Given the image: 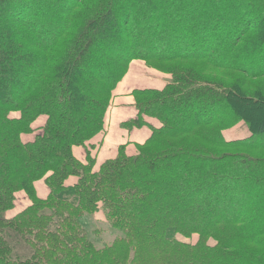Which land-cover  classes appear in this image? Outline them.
I'll return each instance as SVG.
<instances>
[{
    "label": "trees",
    "instance_id": "1",
    "mask_svg": "<svg viewBox=\"0 0 264 264\" xmlns=\"http://www.w3.org/2000/svg\"><path fill=\"white\" fill-rule=\"evenodd\" d=\"M134 61L171 83L133 92L151 136L94 171L74 149ZM97 214L124 236L97 248ZM0 264H264V0H0Z\"/></svg>",
    "mask_w": 264,
    "mask_h": 264
},
{
    "label": "crops",
    "instance_id": "2",
    "mask_svg": "<svg viewBox=\"0 0 264 264\" xmlns=\"http://www.w3.org/2000/svg\"><path fill=\"white\" fill-rule=\"evenodd\" d=\"M170 81L169 75L148 68L142 61H134L125 80L115 92L106 117L105 132L90 141L87 147L75 148L76 157L81 162L86 163L87 153L88 151L91 152V156L96 157L94 171H98L103 163L117 158L120 147H125L129 156L137 154V146L143 144L151 136V130L148 127L133 130L123 127L126 122L138 118L133 92L137 90H163ZM147 121L153 127H160V123L156 119H147ZM43 123L41 122V125ZM75 181V179H71L69 184ZM35 187L38 196L46 199L49 190L45 183L39 182ZM19 196L21 205L26 204V200L22 199V196L30 202L25 194Z\"/></svg>",
    "mask_w": 264,
    "mask_h": 264
},
{
    "label": "rangeland",
    "instance_id": "3",
    "mask_svg": "<svg viewBox=\"0 0 264 264\" xmlns=\"http://www.w3.org/2000/svg\"><path fill=\"white\" fill-rule=\"evenodd\" d=\"M170 83H171V81H170ZM42 121L44 122L45 119L42 118ZM39 125H40V123H38V126ZM101 134H103V133H101ZM101 134H99V135H101ZM224 137L226 140L231 141V140L245 139V138L251 137V134L248 130V127H246L243 123H240L237 126H235L234 128H231V129L225 131ZM88 153L91 154V152H89V151H88ZM88 153H87V155H88ZM95 159H96V157H95ZM94 168H95V166H94ZM71 179L76 180V178H71ZM71 179L67 182V184H69ZM39 182L42 183L44 181L42 180ZM39 182H37V183H39ZM19 195H24V194L23 193L18 194V200H17L16 208L9 214V216L18 214L19 212H21L23 209H25L30 204V202H28L27 199L24 196H22V199L26 200V204L21 205L19 202L21 200ZM83 222L85 223L84 228H85V231L87 233V236L96 245L97 248H103L107 245H110L117 238H121L124 236V234L121 231L116 230L114 227L111 226V224H109V222L106 220V218L104 217L103 214L86 215L83 219ZM10 238H11L12 246L15 247V253L20 257H26L27 255H24V254H25V251H26V253L28 252V249L26 250V248H28V246L19 238H15L14 236H11ZM178 239L180 241L185 242V243L196 244L199 240V237L197 235H194L192 238L187 239V238L179 236ZM209 245L215 246L216 242L214 240H211L209 242Z\"/></svg>",
    "mask_w": 264,
    "mask_h": 264
}]
</instances>
